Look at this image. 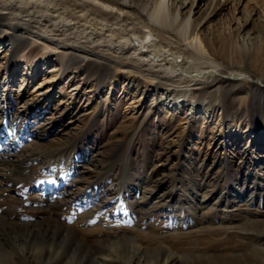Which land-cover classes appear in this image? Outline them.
<instances>
[{
    "label": "rangeland",
    "instance_id": "rangeland-1",
    "mask_svg": "<svg viewBox=\"0 0 264 264\" xmlns=\"http://www.w3.org/2000/svg\"><path fill=\"white\" fill-rule=\"evenodd\" d=\"M116 1L127 3L134 17L143 12L146 21L162 5L179 22L192 25L185 44L194 40L224 72L244 77L160 88L126 69L109 73L83 60L62 66L61 54L43 41L27 37V43L14 47L10 34L0 33V101L35 98L41 107L34 114L37 123L14 151L20 157L0 163L2 170L3 164L19 169L3 186L10 188L6 196L16 199L23 188L25 170L34 169L28 160L38 161L35 166L44 170L38 175L55 185L61 184L58 174L69 161L77 173L64 180L68 183L61 191L74 202L57 206V212L66 214L84 244L54 237L49 223L44 229L50 240L31 244L15 240L21 228L9 227L0 237V264H101L93 259L105 253L96 255L98 243L117 240L140 247L139 259L264 264V182L250 202L233 196L235 191L247 197L241 195V183L248 171L264 180V63L256 66L253 56L233 62L221 52L232 39L246 54H264V0ZM206 194L218 202L203 216L192 200ZM91 197L95 201L88 206ZM34 201L33 214L23 204L14 207L21 221L57 218L54 206ZM8 208L1 207L3 213ZM122 248L125 260L132 257L129 248Z\"/></svg>",
    "mask_w": 264,
    "mask_h": 264
},
{
    "label": "bare ground",
    "instance_id": "bare-ground-1",
    "mask_svg": "<svg viewBox=\"0 0 264 264\" xmlns=\"http://www.w3.org/2000/svg\"><path fill=\"white\" fill-rule=\"evenodd\" d=\"M165 9L162 5H159L157 12L154 14L151 13V20L146 21L142 17L143 12L137 13L134 17V15L130 14L133 10H130L127 3H120L116 0H0V33L10 34L11 45H14V47L19 42L27 43V37L43 41L49 45V49H53V52L61 54L60 62L62 66L66 61L83 60L92 66H102L109 73L115 68L126 69L129 72L140 73L144 77L147 76L156 85H159L160 88L176 84L190 85L197 84L198 82L205 83L210 80L216 81L217 78L219 81L216 82H221L222 79L220 78L222 76L229 77L231 81H239L244 77L242 74L238 75L236 73L224 72L222 70L223 66L217 65L211 59L209 60L202 47L194 43V40L189 44H185L187 36H191L192 34V25L184 22V20L179 22L177 17H174V15L171 16ZM229 41L221 48L225 59L226 57L230 59L232 57L233 62L242 63L253 56L256 66L263 65V51L246 54L236 48L232 39ZM207 46L204 42V47ZM262 91L264 92V89ZM34 99H31V102H29L17 96L0 101L1 164L4 163L2 159L6 158L8 160L12 156L20 157V154L14 151L24 143V139H27L26 133H28L38 120L34 114L41 108ZM16 106H18V110L11 116L10 113ZM14 122L16 126H19L18 122H20L21 126L18 129H14ZM19 160L22 161V157ZM28 161H32V168L36 171L34 169H31L30 172L25 170V175L28 173V176L26 181H23L24 187L17 191L16 199L18 202H14L16 201L14 195L6 196L10 188L3 186L10 184L9 181L14 178L19 169L15 171L12 164H3L4 170L0 168V206L2 208H5L6 205L9 206L4 213L0 207V237L4 239L7 233L6 231L10 227L14 229L21 228V233L13 234L17 241L21 240L20 242L29 244L33 240L47 241L50 240L52 235L50 236V231L45 230L44 227L49 223L50 228H54V237L64 235L65 237L63 238L76 239L81 243V239H78L73 227L68 225L70 221L65 219L66 214L57 212V206L65 208L74 202L70 200L72 197L70 199L69 197L67 198L68 195L65 194L66 192L61 190L68 183L65 184L64 180L74 177L77 171L75 169L70 170L68 165L69 161L65 162L64 168L60 170V175L58 174L61 184L55 185L54 182L50 183L52 178H44L38 175L40 171H44L42 167L35 166V163L38 161ZM13 171L15 172L12 174ZM251 171L246 173L245 179L241 183L243 186L241 195H247V197L239 198V194L235 196L237 193L235 191L233 193L234 198L238 201L250 202V199L256 196L258 191L257 187L264 182L263 178L257 172L253 174V171ZM34 173L36 174L35 176ZM34 180L36 182H33ZM13 191L10 192L13 193ZM93 197L96 200L98 199L97 196ZM94 198L92 199L91 197L92 200H87L88 202L86 201V204L91 206L95 201ZM34 200L40 205L51 204L54 206L57 218L45 220L38 218L36 223L28 221L24 223L21 221L14 207L23 204V208L30 214H33L36 205ZM75 201H78V199ZM217 202H215L214 196H210L209 194L202 195L201 197L196 196L192 200L193 206L204 212L202 214L203 216L206 213H210L212 211L211 208ZM13 203L16 205L13 206ZM96 210L98 208L93 212H96ZM194 211L196 212L195 209ZM26 215L19 216L26 217ZM11 218H13V222L9 221ZM121 241H98V246L95 249L96 255L101 254L100 250H105V253H102L100 258L95 256L93 259L99 261L101 264L173 263L172 260H165V263L157 260H147L145 257L139 259L141 257L139 255L141 248L136 245V247L123 246L124 242ZM81 244L84 245L83 243ZM122 247L124 249L129 248L132 251L129 252L132 257L129 256L125 260ZM22 250L25 252L24 249H21V252ZM87 258H89V255L85 256V261ZM76 263L78 262L73 264Z\"/></svg>",
    "mask_w": 264,
    "mask_h": 264
}]
</instances>
